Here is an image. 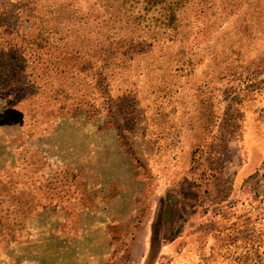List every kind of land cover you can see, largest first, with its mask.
I'll return each mask as SVG.
<instances>
[{
  "label": "rangeland",
  "instance_id": "rangeland-1",
  "mask_svg": "<svg viewBox=\"0 0 264 264\" xmlns=\"http://www.w3.org/2000/svg\"><path fill=\"white\" fill-rule=\"evenodd\" d=\"M119 2L0 0V264H264V0Z\"/></svg>",
  "mask_w": 264,
  "mask_h": 264
},
{
  "label": "trees",
  "instance_id": "trees-1",
  "mask_svg": "<svg viewBox=\"0 0 264 264\" xmlns=\"http://www.w3.org/2000/svg\"><path fill=\"white\" fill-rule=\"evenodd\" d=\"M189 1L190 0H118L120 3V9L123 11L122 15L126 17V21L130 20L133 24L137 23L142 25L145 23V26L143 25V27H147L148 29L144 31L143 34H138L135 31L124 34L122 38H120L121 41H124L129 45L134 44V42H139L141 44L148 43L149 45H152V43L158 40L159 34L165 35L164 39L166 41L172 40L174 35L172 34L171 36H168L167 32H175L177 27H179L177 14ZM151 25L157 28V32H150L149 29ZM133 26L136 27V25ZM17 57L20 58L21 54H17L14 58L18 59ZM98 71L99 73L96 78L97 82L95 83L100 87L106 77L103 69H99ZM10 208L3 209L4 214H1L5 218V222H0V230L3 228L2 232L5 230L6 226L7 228H10V225H14L13 215L9 211ZM21 210L19 211L20 213L22 212ZM16 212H13V214ZM244 255L246 258L249 256L248 252H245Z\"/></svg>",
  "mask_w": 264,
  "mask_h": 264
}]
</instances>
